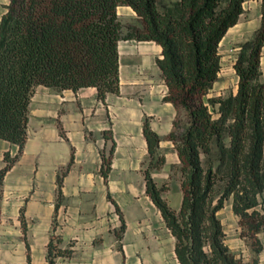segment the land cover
Listing matches in <instances>:
<instances>
[{
    "label": "trees",
    "instance_id": "1",
    "mask_svg": "<svg viewBox=\"0 0 264 264\" xmlns=\"http://www.w3.org/2000/svg\"><path fill=\"white\" fill-rule=\"evenodd\" d=\"M245 0H9L0 20V137L23 147L29 105L39 84L57 90L96 86L98 96L120 91L121 38L155 40L156 59L178 117L169 133L184 178L182 203L173 207L146 170L147 191L176 236L180 264H260L264 249V0L254 34L240 43L234 62L236 92L209 95L222 63L220 41L236 24ZM130 5L140 23H124L119 5ZM214 108V111L210 109ZM144 134L151 165L163 160L161 137L148 119ZM114 147V146H113ZM0 169V181L14 160ZM103 170L110 166L105 158ZM232 197L241 235L252 237L251 261L225 240L219 211ZM59 237L48 243V264L65 250Z\"/></svg>",
    "mask_w": 264,
    "mask_h": 264
},
{
    "label": "crops",
    "instance_id": "2",
    "mask_svg": "<svg viewBox=\"0 0 264 264\" xmlns=\"http://www.w3.org/2000/svg\"><path fill=\"white\" fill-rule=\"evenodd\" d=\"M261 4L245 0L238 22L221 39L219 79L224 64L236 73L233 59L258 28ZM120 7L136 13L119 5L121 20ZM119 53L118 93L102 99L93 85L57 90L39 84L23 147L0 137V169L7 153L14 157L0 181V264H48L53 234L65 250L54 264H180L176 236L147 191L146 170L163 183L169 156L178 158L168 136L177 109L164 99L168 86L156 61L162 46L123 37ZM261 63L264 75V46ZM219 79L214 84L221 81V93L228 79ZM145 119L161 137L158 152L165 162L159 167L151 165Z\"/></svg>",
    "mask_w": 264,
    "mask_h": 264
},
{
    "label": "rangeland",
    "instance_id": "3",
    "mask_svg": "<svg viewBox=\"0 0 264 264\" xmlns=\"http://www.w3.org/2000/svg\"><path fill=\"white\" fill-rule=\"evenodd\" d=\"M9 0H0V12L4 10L6 3ZM120 16L124 23V28L127 29L126 25L128 23H140V18L137 14L129 7H120L119 8ZM246 40V39H245ZM235 62V59H233ZM227 64L223 65L222 75L228 79V87L226 90L219 93L218 85L221 81L214 84L209 95H219V94H228L229 92H234L235 85L237 83V75L235 72H227ZM220 77V75H219ZM218 78L219 80L223 79ZM262 79H264V75L262 74ZM177 109V108H176ZM211 110L214 111V108L210 107ZM178 111V110H177ZM178 117L180 127L177 128V132L183 129V126L187 122V114L184 109L180 110L176 117ZM174 128V127H173ZM178 153V150H177ZM157 159L154 161V165L152 167H159L161 163L165 162V159L161 162L157 163ZM182 161L181 158L172 155L169 156L168 165L165 170L162 171V174L165 175V180L163 183L157 185H163V196L167 199V201L175 208L179 209L182 203L183 189H182V180L184 178L183 171L181 170ZM219 216L223 222L224 230H225V240L229 244L230 248L236 252L239 256L243 257L244 261H251L255 252L253 251L252 245V237H245L241 235V226L239 223L238 215L232 209V197L225 200V205L219 211ZM260 264H264V249L259 253Z\"/></svg>",
    "mask_w": 264,
    "mask_h": 264
}]
</instances>
